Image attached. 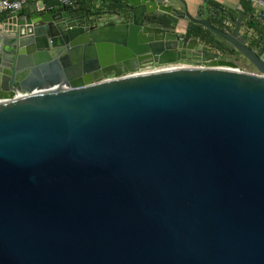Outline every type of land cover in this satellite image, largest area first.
<instances>
[{"label": "water", "instance_id": "95a60500", "mask_svg": "<svg viewBox=\"0 0 264 264\" xmlns=\"http://www.w3.org/2000/svg\"><path fill=\"white\" fill-rule=\"evenodd\" d=\"M169 1L0 16V264H264V11Z\"/></svg>", "mask_w": 264, "mask_h": 264}, {"label": "trees", "instance_id": "16d2710c", "mask_svg": "<svg viewBox=\"0 0 264 264\" xmlns=\"http://www.w3.org/2000/svg\"><path fill=\"white\" fill-rule=\"evenodd\" d=\"M80 0H76V4L79 3ZM108 1V6L105 9H112L117 5L121 4V0H104ZM55 3L50 1H45L46 7H51ZM211 7V6H210ZM104 8V7H103ZM213 9L212 18H210L212 24L218 28L223 26V17H220L219 14L215 11L216 8H221L219 5L213 4L211 7ZM7 15L4 14L3 16ZM148 21L155 26L163 27L167 29H175L179 28V31L184 33V39H198L202 44V49L207 51L218 52L223 58H227L232 60L234 56H240L238 52H236L232 46H230L227 42L223 41L221 38L210 32L209 30L204 29L200 25L192 24V23H181L179 21L167 14L163 13H154L152 14ZM249 25H253L250 23ZM264 33H261V36L251 37L249 39V45L254 48L263 47L264 48Z\"/></svg>", "mask_w": 264, "mask_h": 264}, {"label": "built area", "instance_id": "2783aa9c", "mask_svg": "<svg viewBox=\"0 0 264 264\" xmlns=\"http://www.w3.org/2000/svg\"><path fill=\"white\" fill-rule=\"evenodd\" d=\"M45 1H50L55 3L51 7H55L57 5H63V6H75L76 5V0H0V13H9L13 14L19 10L22 9L23 5L26 2H32L36 6H39V8L45 7ZM251 1L254 5H256L258 8L264 11V1L262 0H249ZM178 34L183 37L184 33L179 32ZM184 38V37H183ZM196 67L195 64L192 63H187V62H177V63H172V64H165V65H153V66H145L143 68L137 69L135 72H129L123 74V77H131L139 74H144V73H151V72H160V71H166V70H172V69H179V68H192ZM239 71V68H237ZM114 77L112 75H109L105 78H103V81L113 79ZM30 93L27 92H15L12 99H17V98H22L29 96Z\"/></svg>", "mask_w": 264, "mask_h": 264}, {"label": "crops", "instance_id": "0c3cea01", "mask_svg": "<svg viewBox=\"0 0 264 264\" xmlns=\"http://www.w3.org/2000/svg\"><path fill=\"white\" fill-rule=\"evenodd\" d=\"M264 1V0H262ZM86 2H100L101 6L104 8H107L108 6V1H104V0H80L79 3L77 5L79 6H83L84 4H86ZM170 4H173L177 7H182L183 6V2H185L188 6L189 9L191 11L196 12V5L197 6H201L202 0H170L169 1ZM207 5L210 7L213 6V4L215 5H219L222 9L224 10H230L233 7H241V9L244 12L249 11L251 8H254V5H252L249 0H206ZM36 9V5L32 2H26L22 9L24 11L25 14H29L31 12H33ZM256 9H260V8H256ZM20 11V10H19ZM19 11L15 12L18 13ZM259 11V10H258ZM6 13H0V16H3ZM14 14V13H13ZM13 14H9L7 13V15H13ZM6 16V15H5ZM210 18H212V16H214L212 10L210 9ZM215 17V16H214ZM183 23L182 21H179V24ZM258 25V27L260 28L258 31H255L253 33H251V37H258L261 36V33H264V24L263 23H258L256 24ZM250 37V38H251ZM264 40V37H263Z\"/></svg>", "mask_w": 264, "mask_h": 264}, {"label": "rangeland", "instance_id": "374dc122", "mask_svg": "<svg viewBox=\"0 0 264 264\" xmlns=\"http://www.w3.org/2000/svg\"><path fill=\"white\" fill-rule=\"evenodd\" d=\"M180 32H182V31H180ZM228 60H230V59H228ZM230 61L234 62L237 65V68H239L240 70H243L245 72H253L254 71L253 68L249 65V63L246 60H244L243 58H241L240 56H234L232 58V60H230Z\"/></svg>", "mask_w": 264, "mask_h": 264}, {"label": "flooded vegetation", "instance_id": "af4514ba", "mask_svg": "<svg viewBox=\"0 0 264 264\" xmlns=\"http://www.w3.org/2000/svg\"><path fill=\"white\" fill-rule=\"evenodd\" d=\"M85 5V4H84ZM241 57V56H240ZM242 58V57H241ZM244 59V58H243ZM245 60V59H244Z\"/></svg>", "mask_w": 264, "mask_h": 264}]
</instances>
